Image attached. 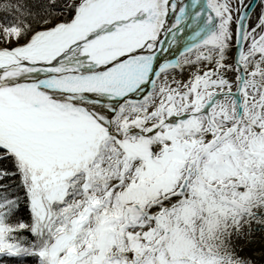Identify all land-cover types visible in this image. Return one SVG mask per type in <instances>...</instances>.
Instances as JSON below:
<instances>
[{
	"label": "snow or ice",
	"instance_id": "obj_1",
	"mask_svg": "<svg viewBox=\"0 0 264 264\" xmlns=\"http://www.w3.org/2000/svg\"><path fill=\"white\" fill-rule=\"evenodd\" d=\"M0 264H264V0H0Z\"/></svg>",
	"mask_w": 264,
	"mask_h": 264
},
{
	"label": "water",
	"instance_id": "obj_2",
	"mask_svg": "<svg viewBox=\"0 0 264 264\" xmlns=\"http://www.w3.org/2000/svg\"><path fill=\"white\" fill-rule=\"evenodd\" d=\"M256 5V0H253V8L255 7Z\"/></svg>",
	"mask_w": 264,
	"mask_h": 264
},
{
	"label": "bare ground",
	"instance_id": "obj_3",
	"mask_svg": "<svg viewBox=\"0 0 264 264\" xmlns=\"http://www.w3.org/2000/svg\"><path fill=\"white\" fill-rule=\"evenodd\" d=\"M255 8V7H254Z\"/></svg>",
	"mask_w": 264,
	"mask_h": 264
}]
</instances>
